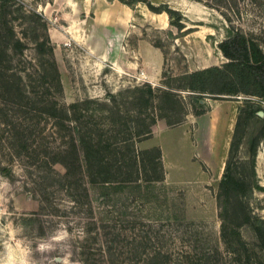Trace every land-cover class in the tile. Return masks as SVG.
I'll use <instances>...</instances> for the list:
<instances>
[{"label": "rangeland", "instance_id": "rangeland-1", "mask_svg": "<svg viewBox=\"0 0 264 264\" xmlns=\"http://www.w3.org/2000/svg\"><path fill=\"white\" fill-rule=\"evenodd\" d=\"M126 1L10 2L7 19L22 44L12 42L7 51L0 46V264H109L92 238L97 224L85 239L88 222L100 224L102 219L125 227L137 220L138 228H147L148 222L170 218L179 235L170 264H198L194 255L202 249L218 248L224 254L218 195L228 160L239 184L230 188L225 217L253 241V231L243 221L264 218V96L195 93L178 85L186 73L228 61L219 45L232 29L252 36L264 52V0ZM147 3L179 10L186 28L170 24L169 15L166 20L154 16ZM37 40L46 41L42 52ZM51 60L60 74L58 86L50 76ZM145 84L155 88L157 97L141 117L156 124L136 145L160 147L164 168V181L152 184L149 200H134L130 187L87 185L80 172L71 187L62 164L36 163L34 149L41 144L63 147L66 131L46 113L36 114L34 101L45 106L56 100L67 107L93 100L101 104L91 107L105 111L115 106L137 120L133 101ZM161 90L174 95L162 98ZM113 96L116 103L110 101ZM10 119L17 124L25 120L27 133L37 129L28 138L27 151L21 152ZM111 192L113 200H96ZM223 254L219 263L203 259L201 264H236Z\"/></svg>", "mask_w": 264, "mask_h": 264}, {"label": "trees", "instance_id": "trees-1", "mask_svg": "<svg viewBox=\"0 0 264 264\" xmlns=\"http://www.w3.org/2000/svg\"><path fill=\"white\" fill-rule=\"evenodd\" d=\"M121 1L128 3L126 0ZM10 2L11 0H0V46H3L5 51L12 42L16 46L22 44L20 40H15V30L7 19V14L11 12ZM147 5L153 12L168 14L170 24L181 30L186 28L184 17L179 10L169 6L156 9L150 3ZM48 42L50 43L49 40ZM37 45L42 52L46 41L37 40ZM219 47L228 61L222 65H213L184 74L181 77L184 83L178 85V89L184 88L195 93L236 94L251 91L254 95L264 96V52L259 43L243 31L232 29V35L225 38ZM50 62L53 70L50 76L55 86H58L60 74L54 60ZM237 83L247 86L238 87ZM137 91L140 95L134 97L133 101L139 111L138 116L140 117L136 118L137 120L122 115L118 108L115 111V106L105 111L91 107L93 103L101 104L93 100L71 103L67 107H60L56 100L48 102L45 106H43L44 101H34L37 107L31 109L36 110V114L46 113L57 120L56 126L59 125V128L66 131L63 147L41 144L34 149L32 157L36 163L40 167L62 164L66 168L65 177L71 179L69 180L71 187L77 181L75 174L80 172L81 178L86 180L87 185H102L109 186V188L118 186L124 190L130 187L135 189L131 193L134 200L139 198L149 200L152 184L164 181L162 151L158 146L140 149L136 143L147 139L153 133L152 128L156 120L153 119L151 123H147L141 116L144 108L152 104L157 96L152 85L145 84ZM161 95L162 98L170 99L169 97L174 94L172 91L161 90ZM110 101L116 103L117 100L113 96ZM30 110L24 111L26 115L30 113ZM136 121L137 126H132L131 122ZM25 122L24 120L17 124L11 119L8 120V124L14 125L11 129L14 130L13 136L22 141L21 152L29 149L28 138L37 130L34 128V131L27 133L26 130L29 127L23 128ZM38 133L42 134L41 131ZM143 182L146 185H143ZM234 183L239 184L233 177L231 162L228 160L218 195L222 221L220 239L225 245L224 254L236 264H264V218L249 216L244 219L243 223L248 224L253 231L251 242L242 237L239 224L231 227L225 217L227 209L225 203L228 201L229 191ZM87 185L83 184L84 196L89 197L90 192ZM113 196L112 192L101 194L96 200L103 204L113 200ZM90 209L92 210V206ZM131 222L130 227L110 224L104 219L100 224L88 222L85 232L86 242L93 234L91 226L97 224L98 231L92 238L99 243L101 255L109 264H170L173 259L171 246L179 237L171 219L167 218L160 224L148 222L147 228H138L139 221L137 220ZM128 230L133 232L132 235L124 233ZM93 252L92 249L90 254ZM222 254L218 248L216 252L211 249H202L196 252L194 257L197 258L198 264H201L203 259L208 263L212 260L219 263ZM188 260L194 263L193 256ZM96 261L98 260L92 264H97ZM100 262H104L103 259Z\"/></svg>", "mask_w": 264, "mask_h": 264}, {"label": "crops", "instance_id": "crops-1", "mask_svg": "<svg viewBox=\"0 0 264 264\" xmlns=\"http://www.w3.org/2000/svg\"><path fill=\"white\" fill-rule=\"evenodd\" d=\"M154 16H162V18L164 19V20H166V19H168V14H166V13H156V12H151ZM102 14L99 12L98 14H97V19L98 20H101L102 19Z\"/></svg>", "mask_w": 264, "mask_h": 264}]
</instances>
